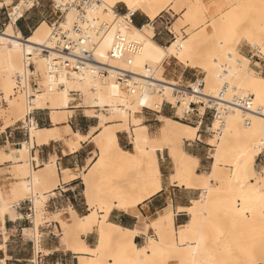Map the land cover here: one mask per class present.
<instances>
[{
  "label": "snow or ice",
  "instance_id": "snow-or-ice-1",
  "mask_svg": "<svg viewBox=\"0 0 264 264\" xmlns=\"http://www.w3.org/2000/svg\"><path fill=\"white\" fill-rule=\"evenodd\" d=\"M150 8H166L178 14L179 19L171 29L174 35L166 43L161 41L163 46L154 42L156 33L153 30L162 18L158 19L156 12L148 11ZM101 9L109 18L108 23L123 34H131L139 43V50L149 51L156 60L177 54L183 58L186 51H192L189 45L193 35L205 33L197 50L211 58L220 69L221 78L224 75L238 76L242 82L259 84L264 89V0H245L238 4L222 0H104L97 8ZM142 12L147 13V19L141 16ZM31 51L29 48L28 53ZM115 54L120 55V49ZM18 78L14 87L21 88L35 101L52 91L49 84L56 83L52 77L46 82L39 68L34 76L24 68L18 72ZM61 93V108L66 109L68 88L63 80ZM9 96L15 98L16 93H9L5 88L0 101L11 106ZM145 102L140 100L139 104ZM99 103L100 108L96 111L84 113L85 117L94 118L91 123L96 127L90 129L82 119L84 134L73 131V124L61 138L63 155L69 158L78 146L92 141L96 144V154L81 161L83 168L69 165L64 173V188L74 190L76 184L83 185L80 189L83 210L74 211L72 207L64 206L65 218L70 220L73 229L74 250L91 257L90 260L82 258L79 264H264V229L259 238V259H253L255 244L244 248L238 242L222 243L217 237L223 233L215 225L202 222L200 231H207L202 251L205 258L185 260L184 253L193 244L200 250L201 244L186 239L193 224L180 226L179 231L172 224L177 212L176 203L187 202V195H198L190 191L198 184L202 185L205 194L224 185L238 189L239 195L235 199L244 203V210L250 214H254L255 209L248 206L249 198L259 193L261 213L264 214V107L260 109L262 127L257 141L242 142L240 147L222 155L220 142L209 139L206 145L215 147L207 153V159L203 153L197 159L195 152L189 155L185 150L186 142L166 138L158 131L150 132L136 119L134 109L117 119L113 113L104 110L103 101ZM45 106L53 105L51 102H31L32 108ZM247 107L252 108V104ZM35 129L33 122V135ZM187 132L189 141L199 143L193 129ZM121 145L134 148L135 154L124 152ZM161 153L176 162V168L171 172L155 164L154 157L159 159ZM113 154L125 158L133 167H110L105 157ZM145 170L148 171L146 180L133 179ZM185 189L189 192L186 193ZM166 194L169 202L161 206L160 212L156 211L154 201L158 202V198ZM117 213L130 216L128 228L133 224L135 228L128 231L110 224L109 217ZM117 235L119 239L114 240ZM251 239L255 241V236ZM241 256L248 258L240 259Z\"/></svg>",
  "mask_w": 264,
  "mask_h": 264
},
{
  "label": "bare ground",
  "instance_id": "bare-ground-1",
  "mask_svg": "<svg viewBox=\"0 0 264 264\" xmlns=\"http://www.w3.org/2000/svg\"><path fill=\"white\" fill-rule=\"evenodd\" d=\"M97 2L99 6L104 2V0H97ZM145 2H147V0H145ZM157 2H161V0H157ZM11 3V0H0L1 7ZM165 10L167 9H148V11L156 12L157 18H159ZM142 13L147 16L146 12ZM75 14L76 13L74 11L66 14L65 19L60 23V28L64 30H71L75 22ZM22 15L23 11L21 7L15 4L10 9L11 21L6 25L5 29L0 30V91L2 94L5 88H7L9 93L14 92L15 78L18 77V72L22 71L24 68H27L25 60H27L28 62H33V64L35 65V73L39 68L42 73V78L46 81L47 62L45 56L42 55L41 50L42 48L48 45L51 46V50H54L52 45H50L53 32H51V30H53V27L46 22L40 24L33 31L30 37H22V35L16 29L15 26L17 20L21 18ZM100 18L103 20L105 19V21L109 19L104 15L102 9L97 10L92 14H88L89 20H99ZM174 25L175 24H173L172 27ZM171 29L170 32L174 34ZM13 33L15 35H13ZM127 35L132 37L131 34ZM204 37L205 33L194 34L193 39L189 45L192 51H186L183 58L179 57V54H177V56L166 57L163 60H156L152 57L149 51H142L141 56L135 60L134 64L131 67L132 73L135 75L133 80L139 86L138 90L134 92L130 91L129 93H126L124 89L125 84H119L115 81H110L107 84L101 85L94 78L93 74L90 71H84L83 73L73 75L72 77H66L64 75H61L60 80L65 81L66 86L68 88L67 108H61L62 93L61 89H59L57 91L49 92L47 95L43 96L40 101H35V98L33 99V102H38L41 104L51 102V104L53 105L52 107L45 106L31 109L50 110V116L53 127L40 128L38 127L37 123L33 121L36 125L35 135H33L32 132V122L30 125H28L29 141L25 142L22 145V148L18 151L19 157L14 156L15 150L10 153L0 151V163L6 161L13 162L14 176L16 178L21 179L19 182L14 183L11 189L12 197H23L29 192L33 194L36 190H44L45 193H47L54 190L60 184V182L65 183V170L62 171L61 178L60 171L57 169L55 161L45 165L44 168L35 171L32 169L30 154L32 149H34L36 146H43L48 145L51 142L62 141L61 138L67 134V131L69 129H71L70 126H66L63 129H60V124L66 123L68 118L65 116H58L61 113H71L70 103L75 101V98L71 95V92L80 93V95L83 97L84 105L88 106L87 108H100L99 102L103 101L104 110L113 113L117 119H119L122 114L126 116L128 110L133 109L135 110V115L137 113H141L143 108L159 113L161 112L164 102L175 106L178 109L177 113L179 115V113H181L182 110L187 108L191 102H197L201 100L202 95L216 97L217 94L220 92L219 90L223 88L224 85L229 84V82H232L231 92L234 93L235 96H252L254 97L253 103L255 105L260 106L261 108L264 107V89H261V86L259 84L253 85L248 82H242V80L238 78V76L233 75H224L221 78V76L219 75L220 69L212 63L211 58L209 56L203 57V52L197 50L199 42ZM110 43L111 38H106L101 43L96 53L97 60H99L100 62H109L107 60V52L110 47ZM29 48H31L32 50L31 53H28ZM55 53V51H51V54L56 56ZM29 56L31 57L30 60ZM169 58L176 59L180 64L188 68L202 70V72L206 76L205 82L207 85V91L199 93V89L195 85V83H191V86L193 88V91H191L180 87L177 81L167 80L164 77V63ZM21 60L24 61L23 64L21 63ZM201 64H203V67H200ZM116 66L121 68L125 67L124 65ZM150 72H156V75H151ZM245 91H247L246 94H243V92ZM177 92L181 93L182 96L176 97L175 94ZM231 92L229 91L225 94V100H230ZM9 99L12 100L11 106H8L5 109L0 107V118H4L3 129L11 126V122H13V119L15 120L14 122H20L24 120L27 121L28 110L24 105L23 101L20 98H17V96L15 98L9 96ZM140 100H145L146 102L143 105H140ZM53 117H55V120H53ZM249 118H251V122L249 121ZM136 119L141 121L142 124H144L142 118L136 116ZM243 119H245L244 122ZM261 119V113H254L249 110H245L243 108L238 107L230 108L227 115H220L219 117H217L214 121L212 129L214 131H220V133L217 132L220 137L216 136V138L219 139L214 138V140L220 142L222 155L225 152H231L236 148L240 147L242 142L257 141L261 135ZM158 121H160L161 123V127L159 128L158 132H160L162 136L166 138H171L180 141L181 143H185L186 141H189L187 132V130L189 129H193L195 131V134L198 139L201 138L199 136L200 127L198 126H192L165 116H158ZM126 130L127 126H125V131ZM92 142L96 148L95 142ZM80 148L81 146H78L76 152L79 151ZM122 150L132 155L135 154L134 148L132 151H128L123 148ZM4 157H7V159H4ZM169 158L173 164V169H175L176 162L171 156H169ZM105 162L110 167H133V165L125 158L119 157L115 154L106 155ZM154 162L159 167V159H155L154 157ZM137 178H139L141 181L146 180L148 178V171L145 170L144 173H139L137 174V176L133 177L134 180ZM193 189L203 191L202 185L199 184ZM237 195H239L238 189L231 188L228 185H224L219 190L214 189L210 194L204 193L202 195L204 196V199L201 200L200 198L198 201H195V206L192 205L187 209H179V211L182 210L190 216L189 222L184 226L193 224L192 229L186 234V239L190 242H199L201 244L200 250H197L195 248V244H193V246L184 253L185 260H203L205 258L202 255L204 243L199 239L198 232L200 229V224L204 222L205 219L209 216V214H211L217 208L221 209L222 212H224L225 221L227 222V226L230 229H254L257 231H259V229H264V214L261 213L260 202L258 200L259 193H256L249 198L248 206L255 209L254 214H250L249 212L244 210V203L235 199V196ZM0 198L2 202H4V205L0 206V226L4 231V218L9 212V210L7 208V205L5 204V198L3 197V192L1 188ZM44 198L46 201L47 197L45 196ZM38 203H40V201H38ZM51 219L52 221L57 222L61 226L62 247L65 250L72 251L78 257V264L82 258L90 260L91 257L82 256L81 252L74 250V234L73 229L70 225V220H64L61 216V213L53 215ZM33 223L37 230L38 226H40L41 223V217H37L35 215ZM109 223L115 225L110 221ZM172 224L176 227L177 231H179V228L175 224V216L173 217ZM115 227L117 229L122 228L116 225ZM259 233L257 234L259 235ZM257 238L258 237H256V239ZM118 239V235L114 236V240ZM132 240L133 243H135V237H133ZM38 251L39 248L37 246V253Z\"/></svg>",
  "mask_w": 264,
  "mask_h": 264
},
{
  "label": "crops",
  "instance_id": "crops-1",
  "mask_svg": "<svg viewBox=\"0 0 264 264\" xmlns=\"http://www.w3.org/2000/svg\"><path fill=\"white\" fill-rule=\"evenodd\" d=\"M12 5L14 6L19 0H11ZM10 13V9L7 6L0 7V26L5 27L9 23L7 14ZM145 19L147 16L143 13L141 14ZM56 18L58 16L53 12L51 5L48 0H40V5L32 10H29L23 14L22 18H19L16 22V29L20 32L23 38L30 37L33 31L43 22L48 24L56 23ZM162 18V19H161ZM161 19L159 25H154L153 29L156 33L154 37V42L158 45H161V41L165 43L174 35L170 32V29L173 24L179 19L178 14L165 10L161 16L158 18ZM8 21V23H7ZM192 68L184 69L180 73V78L185 79L186 83H192L196 78L199 77V74L191 72ZM37 111V112H36ZM33 114V121H35L40 128H50L53 127L50 113L46 112L47 110H36ZM73 115L69 117L66 123L60 124V129H63L66 126H70L72 129L73 124H75V129L73 131L79 130L81 134L83 133L84 124L81 121V124H77V117L81 115L82 111H71ZM79 112V114H78ZM173 112L169 109L162 106L161 112L157 113L159 116L165 117H174ZM84 115V114H82ZM149 120H147L148 122ZM4 123L0 128V151L5 153H10L15 150L14 156L19 157L18 151L22 148V145L25 142L29 141L28 130H23L21 127H6L3 129ZM148 126H152L151 124ZM91 129L92 127L88 125ZM94 128V127H93ZM203 126L200 128L199 136L201 137L199 143H194L191 141H186L187 148L185 149L190 155L195 152L197 154V159H199V154H205V159H207V153L211 149L205 148L206 142L203 139ZM59 142H51L48 145L36 146L32 149L30 157L33 170H39L44 168L45 165L55 161L57 169L60 171L62 178V171L66 170L69 165L74 167L79 166L83 168L81 161H87L95 151V146L93 142L83 144L79 151L70 154L69 156L63 155L64 146ZM126 148V146H122ZM209 150V151H208ZM94 151V152H93ZM163 154V153H161ZM160 154V155H161ZM169 158V156H168ZM161 162L159 166H164L169 172H171L170 163H166L165 159L161 155ZM170 159V158H169ZM38 161V163H37ZM172 164V162H171ZM14 163L11 161H6L0 163V188L3 192V197L12 198L11 189L14 183L19 182L21 179L16 178L11 174ZM14 177V178H13ZM17 180V181H16ZM12 184V186H11ZM64 183L60 184L52 191L45 193L47 200L44 203L43 210L45 211V218L43 224L38 228V243L35 236V225L33 220L28 221L26 216L28 214L29 204L26 202L29 199L34 198H25L20 200L18 203L20 207H11L9 212L4 218V231L0 226V264H78V257L72 252L65 250L62 247V230L61 226L52 220H46L51 218L53 215L58 213L61 214L64 220V206H70L74 211L83 210V203L81 196L83 193L80 189L83 187L82 184H76L74 190H70L63 187ZM191 193H198V195H187V202H177L175 207L177 209L175 215V224L179 228L184 226L190 220L189 214L184 211H179V209H187L193 205V202L198 201L202 194V190L191 189ZM71 192V194H69ZM185 192L188 193L189 190L185 189ZM54 193V195L52 194ZM169 202V197L166 194L164 197L158 198V202L154 201L156 211H161V206H166ZM151 207V206H150ZM35 218V217H34ZM109 221L116 226L133 230L135 225L133 224L131 228H128L131 217H126L123 214L117 213L115 216H110ZM28 231H32L34 238H31L28 235ZM136 241V238H135ZM87 243V242H86ZM37 245L39 251L37 253ZM36 260V262H35Z\"/></svg>",
  "mask_w": 264,
  "mask_h": 264
},
{
  "label": "built area",
  "instance_id": "built-area-1",
  "mask_svg": "<svg viewBox=\"0 0 264 264\" xmlns=\"http://www.w3.org/2000/svg\"><path fill=\"white\" fill-rule=\"evenodd\" d=\"M48 1L53 12L58 16V21L52 25L53 32L50 45H52L54 50H51V46L49 45L41 50L42 55L45 56L47 62L46 82L49 81L50 77L54 78L56 81L55 84H49L52 88L51 92L61 89V75L72 77L73 75L81 74L84 71H90L101 85L107 84L110 81H115L119 84H125L124 89L128 93L130 91H137L139 86L133 80L135 75L131 70L135 60L142 54V51L139 50L140 46L137 40L127 34L119 32L116 30L115 26L108 23V21H102L100 19L89 20L88 14L97 11V0ZM16 4L21 7L24 14L25 12L38 7L40 5V0H19ZM72 11L76 14L75 22L71 30L61 29V25L58 24V22L60 20L63 21L66 14ZM7 16L10 22V13H8ZM106 38H111L110 47L107 52V60L109 62H100L97 60L96 53L101 43ZM117 49H120V55L115 54ZM51 51H55L56 56L52 55ZM25 64L27 66V71L34 76L35 65L33 62L25 60ZM116 65H124L125 67L121 68ZM150 73L151 75L155 74L153 72ZM204 80L205 79L196 78V80L192 82L198 87L199 93L205 91L206 84ZM18 82L19 78L17 77L15 85ZM186 89L193 91L191 83H189V86ZM230 90V85L226 84L221 88L216 97L202 95L201 100L191 102L188 107L183 110L182 116L178 115L176 109L174 118L192 126H198L200 128L203 126L205 134H217V132L220 133V131H214L212 129L214 121L220 115H227L230 108L238 107L254 113H260L261 107L255 106L253 103L254 97L252 96H235L233 93L230 100H225V94ZM31 91H34V89ZM14 92L16 95L22 96L25 100L28 110L27 123L22 122L21 128L27 131L28 125L33 122V114L36 111L31 110V102H33L34 97L25 94L21 88L15 87ZM71 95L74 97L81 96L80 93L77 92H71ZM175 95L176 97L182 96V94L178 92ZM76 102L77 98H75V101L72 103ZM249 103L252 104V108L247 107ZM168 105H170L172 110L175 108L172 104ZM87 107L88 106L84 105V102H81L74 108L88 109ZM26 202L29 204L26 219L31 221L35 217L36 209L32 199H29ZM13 207H20V204L14 203Z\"/></svg>",
  "mask_w": 264,
  "mask_h": 264
},
{
  "label": "rangeland",
  "instance_id": "rangeland-1",
  "mask_svg": "<svg viewBox=\"0 0 264 264\" xmlns=\"http://www.w3.org/2000/svg\"><path fill=\"white\" fill-rule=\"evenodd\" d=\"M222 2L238 4V3H244L245 0H222ZM14 5H15V2H14ZM4 6L9 7V9H11V7H13L12 4L4 5ZM57 20H58V18H56V21ZM100 20L105 21V19L103 20L101 18H100ZM61 21L62 20H60L58 22V24H60ZM106 21H109V19H107ZM7 23H8V21H7ZM258 23H259V17L257 18V24ZM49 25L52 26V24H49ZM5 28H6V26L5 27L0 26V30H3ZM51 32H52V30H51ZM184 35L186 36L187 34L185 33ZM202 54H203V57H208L204 53H202ZM186 68L189 69L188 67L180 64L176 59L169 58L164 63V69H165L164 77L167 80H170V81H177L178 84L180 85V87L186 89V88H188L189 83L187 84L185 79H181V81L179 80L181 71L186 69ZM191 72L192 73H194V72L198 73L199 74V77H198L199 79H205V77H206L205 74L200 69H191ZM154 73H155L154 75H156V72H154ZM16 79H17V77L15 78V83H16ZM205 84H206V82H205ZM229 85L231 86V90H230V92H231L232 91V82L231 83L229 82ZM205 91H207V87L205 88ZM125 92L128 93L126 90H125ZM246 92L247 91L243 92V94H246ZM0 94H2L1 91H0ZM232 94L233 93L231 92V96H232ZM16 96H17V98H20L23 101L24 105L26 106L24 98L22 96H19V95H16ZM74 98H77V102L76 103H72V102L70 103V111H73V110L82 111L81 115H78L76 123L77 124H81V121L83 119V121H85L87 123V125L91 126L92 128L96 127L95 124L91 123V120L94 119V118L85 117L82 114H84L86 112H89V111H96L98 108H93V109L92 108H88V109H80L79 108V109H75L74 108L75 106H77L78 104H80L81 102H84V101H83V97L82 96H77V97H74ZM163 105L165 106V108L169 109L173 113H175V111L177 109L174 106L175 108L172 110L170 108V105H168V103H166V102H164ZM255 106H257V105H255ZM0 107L5 109V108L8 107V105L6 104V102L0 101ZM71 107H73V108H71ZM87 110H89V111H87ZM46 112L51 113L50 110H47ZM106 112H108V111H106ZM177 112H178V109H177ZM182 113H183V110L181 111V113H179V116H182ZM78 114H79V112H78ZM72 115H73L72 112L71 113L67 112V113H61L58 116H60V117H64L65 116V117L69 118ZM136 116L142 118L143 119V123L145 125H147V126L150 125V124L152 125V126H148L150 132L158 131L159 128L161 127V123H160V121H158V116L159 115H157V113L152 111V110L143 108L142 112L141 113H137ZM172 119L179 121L178 119H176L174 117H172ZM147 120H149V121L147 122ZM14 121L15 120L13 119V122H11L12 123V127H22V122H25V120L24 121H20V122H14ZM244 121H245V119H243V122ZM180 122H183V121H180ZM2 123H4V118H0V128L2 127ZM97 123H99V121H97ZM183 123H186V122H183ZM202 135H203V139H204L205 142H207L209 139H214V138L215 139H219V138H216V136L220 137V135H218V134H212V133L205 134L204 132L202 133ZM60 144L63 146V143H60ZM129 144H131V141H129ZM122 146H124V145H122ZM210 147L211 146H207V145L205 146V148H207V149H212L213 148V147H211V148ZM123 149L128 150V151H132L133 150V148H130V147H126V148H123ZM95 150H96V148L94 149V151ZM95 154H96V151L92 155L94 156ZM161 155L165 159L166 163H170V168H171V171H172L173 170V164H171V160L168 158V156H166L164 154H161ZM161 155H160V157H161ZM160 157H159V163L161 162ZM13 170L14 169L11 170V174L12 175H13ZM11 186H12V184H11ZM44 194H45L44 190H42V191H37L36 190L33 194H31V192H29L27 195H24L23 197H19V198H13L12 197L10 199L6 198L5 199V204L7 205L8 210L9 209L12 210L11 207L13 206L14 203H18L22 199L31 198V197L34 196V202H35V207H36V211H37V213H35V215L37 217L38 216L41 217V223H40V225H41V224H43V220H44V218L46 216L45 215V211L43 210L44 203H45V198H44L45 195ZM38 201H40V203H38ZM2 205H4V202H2V200L0 198V206H2ZM61 214H63V213H61ZM51 218H48L46 220H48V221L52 220ZM203 223L205 225H215L216 228L219 230V232L223 233V235H218V237H217L218 239L221 240L222 243H229V242L237 243L238 242L244 248H249L250 246L255 244L256 251H255L254 255L252 256V258L253 259H259L258 245H259V238H260V235H261V230L260 229H259V231L254 230V229L253 230H247V229H241L240 230L238 228L237 229L236 228H234V229L231 228L230 229L227 226V222L225 221L224 212H222V210L219 209V208L215 209L211 214H209V216L205 219V221ZM38 228H39V226H38ZM61 230H62V228H61ZM35 231H36L35 236L37 238V243H38L39 235H38V229L36 230V227H35ZM27 233H28V235L31 238H34V235H33L32 231H28ZM257 233H259V235ZM198 236H199V239L204 243L206 238H207V231L202 233L200 231V229H199ZM252 236H255V241H253L251 239ZM256 237H258V238L256 239ZM247 258H248L247 256H241L240 257V259H247ZM35 262H36V260H35Z\"/></svg>",
  "mask_w": 264,
  "mask_h": 264
},
{
  "label": "trees",
  "instance_id": "trees-1",
  "mask_svg": "<svg viewBox=\"0 0 264 264\" xmlns=\"http://www.w3.org/2000/svg\"><path fill=\"white\" fill-rule=\"evenodd\" d=\"M28 38V37H27Z\"/></svg>",
  "mask_w": 264,
  "mask_h": 264
}]
</instances>
